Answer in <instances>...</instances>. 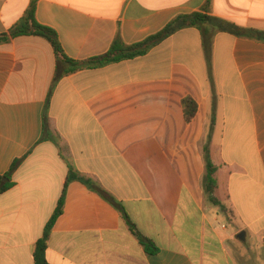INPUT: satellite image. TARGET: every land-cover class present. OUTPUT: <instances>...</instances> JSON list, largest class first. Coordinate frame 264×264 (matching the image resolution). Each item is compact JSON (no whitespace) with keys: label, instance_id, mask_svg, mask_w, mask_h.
<instances>
[{"label":"crops","instance_id":"obj_1","mask_svg":"<svg viewBox=\"0 0 264 264\" xmlns=\"http://www.w3.org/2000/svg\"><path fill=\"white\" fill-rule=\"evenodd\" d=\"M33 1L72 60L141 42L195 12L252 32L205 23L210 50L189 27L144 55L70 74L43 37L0 44V264H35L70 169L94 188L68 184L49 264H264V0H0V35ZM185 97L197 104L190 122ZM204 145L215 195L232 214L205 198Z\"/></svg>","mask_w":264,"mask_h":264},{"label":"trees","instance_id":"obj_2","mask_svg":"<svg viewBox=\"0 0 264 264\" xmlns=\"http://www.w3.org/2000/svg\"><path fill=\"white\" fill-rule=\"evenodd\" d=\"M204 10H207V7H204ZM205 23L214 26L217 31L228 32L238 36H246L250 32H252L248 29L239 27L234 23L228 22L226 20L217 17L210 16L207 13L195 12L192 14L180 15L176 17L161 31L147 37L141 42L134 43L131 45H126L118 40L115 41L112 44L109 51L102 56L93 57L81 61L72 60L65 55L62 46L59 42L56 31L51 27L40 24L36 20V2L33 1L29 9L27 10L26 14L24 15V17L21 19V21L17 25H15L10 30L9 33L0 35V44L10 41L11 38H15L22 35H35V36L43 37L52 44L60 60L69 64V68L65 72V74H70L79 70L97 68L110 63H116L122 60L132 59L134 57L144 55L153 46L157 45L167 37L171 36L172 34L176 33L179 30L189 27H197L202 30V34L204 37V44L206 45V48L210 50L211 38L206 34L205 30H203L202 28V24ZM207 52H208L207 54L210 55V52L209 51ZM59 75L62 74L59 73ZM182 104H183L186 120L190 122L196 114L197 104L194 101V99L191 97H185L182 100ZM203 153H204V161H205V173L202 179V186H203L205 198L210 204H212L215 207H218L220 211L226 214L228 213L232 214V211L228 210L218 200V198L215 195L216 189L218 187L217 179L215 177L217 168L215 164L212 162L208 145H204ZM17 163L18 162L16 161V163L14 164V168L17 165ZM74 180H79L84 184L88 185L89 187L94 188V185L92 184V181L90 179L78 173L77 171L70 169L66 179L65 188L60 197L58 206L52 218L48 222L42 238L36 244V249L34 254L35 264H49L46 259V252L48 249V239L56 220L63 213L66 188L68 184ZM6 189H7V185L2 184V182L0 181V193L4 192ZM98 191H100V193L106 199H108L114 206H116L118 209H120L123 212L124 219L126 220L131 232L138 238L140 243L146 246L148 251L156 252L158 249L153 245L152 241L142 237V235L139 233L135 225L131 222L129 216L124 212L123 209H121L120 205L114 199H112V197L106 195L103 191L101 190Z\"/></svg>","mask_w":264,"mask_h":264},{"label":"rangeland","instance_id":"obj_3","mask_svg":"<svg viewBox=\"0 0 264 264\" xmlns=\"http://www.w3.org/2000/svg\"><path fill=\"white\" fill-rule=\"evenodd\" d=\"M213 68H211L210 69V72L212 73H210V74H208V78L209 79H211V77L212 78H214V74H213ZM219 192H218V196L221 198L220 200L221 201H223L224 200V193H225V189H224V187H223V185H221L220 187H219ZM225 201V200H224ZM226 222V224H228V226H229V230L231 231V232H233V233H236V234H241L242 232H244L245 233V231H239V229L235 226V225H233L232 223H228L227 221H225Z\"/></svg>","mask_w":264,"mask_h":264},{"label":"water","instance_id":"obj_4","mask_svg":"<svg viewBox=\"0 0 264 264\" xmlns=\"http://www.w3.org/2000/svg\"><path fill=\"white\" fill-rule=\"evenodd\" d=\"M238 238L241 239V240H244L245 239V233L242 232L241 234H239Z\"/></svg>","mask_w":264,"mask_h":264}]
</instances>
